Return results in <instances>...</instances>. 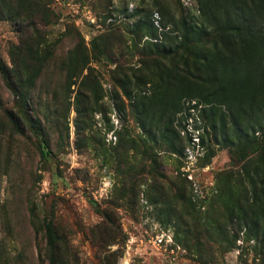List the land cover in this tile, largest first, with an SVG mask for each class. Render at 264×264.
<instances>
[{
    "label": "rangeland",
    "instance_id": "374dc122",
    "mask_svg": "<svg viewBox=\"0 0 264 264\" xmlns=\"http://www.w3.org/2000/svg\"><path fill=\"white\" fill-rule=\"evenodd\" d=\"M12 1L22 20L0 17L18 87L0 75V264H264L246 220L227 216L251 188L254 151L216 143L202 110L214 102L185 96L179 112L151 110L153 127L136 96L166 75L197 79L196 53L216 37L197 0ZM163 32L166 55L145 48Z\"/></svg>",
    "mask_w": 264,
    "mask_h": 264
},
{
    "label": "trees",
    "instance_id": "16d2710c",
    "mask_svg": "<svg viewBox=\"0 0 264 264\" xmlns=\"http://www.w3.org/2000/svg\"><path fill=\"white\" fill-rule=\"evenodd\" d=\"M11 1L0 0V17H18L22 20V15L14 11ZM35 2L39 6L42 5V0ZM197 3L202 15L207 19L201 32L216 35L212 51L196 53L197 74L194 75H197V79L189 83L190 86H183L184 83L178 80L176 83H170L166 75L163 90L154 86L152 89L150 85V93L136 94L141 97L144 106V111H140L142 110L141 113L145 116L144 121L148 120L156 127L158 118L153 124L149 112H157V117L162 111L179 112L182 107L180 101L186 98L185 96L189 99L198 98L195 104L188 108H198V104H206L208 101L215 103L216 106L203 107L202 110L207 113L208 127L212 130L216 143L224 146L235 143L236 146L230 148L234 151L238 146L240 151L237 152L242 153L243 158L251 155L250 152L253 151L257 157V160L251 157L248 161L251 165V188L244 203L229 202L227 216L231 220L235 217L245 219L250 237H253L258 245L264 246V0H197ZM189 29L186 28L187 32ZM183 35L181 40H185L188 34ZM151 38L156 40L148 41L144 45L145 48L154 46L158 54L166 55L169 50L164 45L169 38L168 34L163 32L161 40L158 39V34ZM146 55L140 53L139 62L145 64ZM189 59L190 56L184 59V67L188 66ZM0 75L7 88L16 94L18 87L10 69L1 58ZM69 76L73 77L72 72ZM135 77L138 79L135 86L141 88L145 81L141 75ZM33 78H26L25 81L30 82ZM258 131L261 132L260 137L256 134ZM41 133L43 134V130L39 128L37 135L45 146ZM174 151L179 153L177 149ZM40 154L42 158L46 156L43 150H40ZM246 176L249 177V171ZM52 230L48 225L46 234L51 244L55 235Z\"/></svg>",
    "mask_w": 264,
    "mask_h": 264
}]
</instances>
